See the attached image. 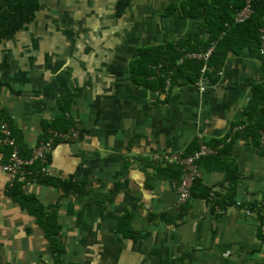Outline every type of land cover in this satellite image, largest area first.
Listing matches in <instances>:
<instances>
[{
    "label": "crops",
    "instance_id": "1",
    "mask_svg": "<svg viewBox=\"0 0 264 264\" xmlns=\"http://www.w3.org/2000/svg\"><path fill=\"white\" fill-rule=\"evenodd\" d=\"M119 1L40 0L31 23L0 38V117L19 132L21 151L46 140L63 98L80 132L55 143L49 177L81 182L86 195L63 196L35 181L24 187L47 208L59 204L62 264H264V148L240 132L227 141L246 119L254 85L264 82V59L250 46L231 52L223 75L210 76L216 86L202 92L198 74L164 91L138 85L132 64L140 51L176 40L197 46L209 33L205 16L168 12L182 0H132L123 10ZM198 132L222 150L230 145L223 157L240 181L233 203L215 205L230 188L227 174L216 168L220 161L203 158L198 190L210 189L212 199L192 197L179 211L172 186L180 176H159L156 169L169 165L152 159L187 154ZM8 153L0 146V264H51L45 231L8 193ZM127 214L136 240L118 232Z\"/></svg>",
    "mask_w": 264,
    "mask_h": 264
},
{
    "label": "trees",
    "instance_id": "2",
    "mask_svg": "<svg viewBox=\"0 0 264 264\" xmlns=\"http://www.w3.org/2000/svg\"><path fill=\"white\" fill-rule=\"evenodd\" d=\"M132 0H120L118 8L123 10ZM244 6V0H182L178 5L173 6L168 12L173 13L178 11L185 18L197 16H205V27L208 30L209 38L199 43L197 46L189 47L187 40H176L167 42L165 45L154 46L140 51L139 58L132 64V77L138 85H145L155 91H164L166 81L170 77L172 83L177 82L180 78L184 81L192 83L198 74L199 64L194 60H185L176 72H168L169 65L177 63L182 55L181 49L195 50L200 45L206 46L209 42L216 40L215 48L210 60V64L219 69L224 65L227 56L231 52H238L245 46H250L253 52L259 56L260 44V27L262 25V17L264 16V0L257 1L255 15L243 23H235V14ZM40 9V0H0V38H9L16 34L24 25L31 23ZM224 31V35L220 33ZM205 44V45H204ZM261 57V56H260ZM263 58V57H261ZM264 59V58H263ZM159 63L163 66L159 68ZM61 106V114L53 122L45 128V139L49 137V130L53 129L58 133H67L72 122L66 118L68 113L69 100L63 98ZM246 119L239 122L244 125V130L239 134H244L246 137H252L255 144L261 147L260 130L264 126V82L257 83L253 88V95L245 110ZM2 119V118H1ZM4 121H7L3 119ZM8 122V121H7ZM9 123V122H8ZM13 136L17 139V143L21 141L19 132L10 124ZM237 135V134H236ZM235 135V137H236ZM239 136V135H238ZM234 137V138H235ZM54 143H58L55 141ZM208 143V142H207ZM210 144V143H209ZM218 145V144H212ZM20 147V146H19ZM230 145L226 146L219 155L212 157H204V160L210 161L217 159L219 162L217 169L223 170L227 174L226 182L229 184V189L226 196L221 197V201L226 198L229 202L221 203L220 199L214 204L224 208V206L234 202V196L237 185L240 181V173L237 168L232 167L230 163L223 157L224 152L228 150ZM5 148V147H4ZM264 148V147H263ZM195 148H190L186 153H191ZM9 154V153H8ZM21 155L27 158L31 155L30 152ZM50 155H48V161ZM50 163V162H49ZM173 166V167H172ZM158 167L156 169L159 176H166L172 172V179L180 176V167L176 165ZM28 180L16 179L9 188L10 197L23 208L27 209L34 215L41 228L45 231L48 238L51 254L53 257L51 264H62V256L65 253V247L62 246L59 235L61 225L58 220L59 204L47 208L34 195H29L24 191V187ZM32 182V181H29ZM34 182V181H33ZM41 185H49L56 188H61L63 196H82L87 194L83 183L72 180H57L49 176L37 177L36 181ZM201 188L200 181L194 184L192 197H202L212 199L210 189L198 190ZM198 190V191H197ZM224 205V206H223ZM250 210H252L250 208ZM260 221H264V212L259 211ZM180 213L176 216V221L180 220ZM130 215H125L120 219L118 232L125 239L136 240L134 232L130 228ZM167 222H169L167 220ZM264 239V235H260Z\"/></svg>",
    "mask_w": 264,
    "mask_h": 264
},
{
    "label": "built area",
    "instance_id": "3",
    "mask_svg": "<svg viewBox=\"0 0 264 264\" xmlns=\"http://www.w3.org/2000/svg\"><path fill=\"white\" fill-rule=\"evenodd\" d=\"M259 0H244V6L235 14L234 22H246L255 14V5ZM260 44L259 54L264 58V16L262 17V25L260 27ZM224 32L220 34L222 36ZM216 40L212 41L210 45L202 51H187L181 49L182 55L179 57L176 64L181 65L185 60H194L199 64L198 76L194 82L195 86L202 92L207 87H215L216 84L211 81L210 76L223 75L222 69H217L210 64L211 56L215 48ZM159 68L163 63H159ZM171 73V72H170ZM167 87L171 84L170 77L166 81ZM244 126L237 125L232 129V134L227 137V141L232 140L234 133L239 132ZM53 137H60L64 139H79V133L75 129H70L67 133H58L51 131ZM197 147L186 155H178L171 158L168 155L154 156L152 161L157 162L162 160L165 163L176 162L181 166V174L179 181L173 184V190L177 195L178 201L176 210L188 203L191 197V189L194 183L201 177L199 161L206 156L217 154L223 144L212 145L204 141L203 135L198 132ZM260 142L264 145V126L260 130ZM0 146L9 149L7 160L3 163L2 168L11 177V182L16 179L36 181L37 177L49 176L50 165L48 161V154L53 150L51 141L43 142L38 147L34 148L31 155L27 158L22 157L21 150L18 146L17 139L13 136L12 129L7 121L0 117Z\"/></svg>",
    "mask_w": 264,
    "mask_h": 264
},
{
    "label": "bare ground",
    "instance_id": "4",
    "mask_svg": "<svg viewBox=\"0 0 264 264\" xmlns=\"http://www.w3.org/2000/svg\"><path fill=\"white\" fill-rule=\"evenodd\" d=\"M255 9H256V5H255ZM254 15H255V14H254ZM254 15H253V16H254ZM251 18H252V17H251ZM248 20H249V19H248ZM242 23H243V22H242ZM259 30H260V29H259ZM222 32H224V31H222ZM222 32H221V33H222ZM221 33H220V34H221ZM224 33H225V32H224ZM223 35H224V34H223ZM213 41H214V40H213ZM187 51H188V50H187ZM211 57H212V56H211ZM197 63H198V62H197ZM179 66H181V65H178V64H175V63L170 64V65L168 66V67H169V71H168V72H176V71H177V68H178ZM170 79H171V78H170ZM171 84H172V79H171ZM171 84H170V85H171ZM215 84H216V83H215ZM166 85H167V83H166ZM170 85H169V86H170ZM169 86H168V87H169ZM242 126H244V125H242ZM71 129H75V128H71ZM75 130H77V129H75ZM243 130H244V127H243V129H242L241 131H239V132H242ZM51 131H53V130H51ZM51 131H50V134H51ZM54 132H56V131H54ZM235 134H237V132L234 133V135H235ZM79 137H80V135H79ZM203 139H204V136H203ZM204 141L206 142L205 139H204ZM197 143H198V140H197ZM206 143H207V142H206ZM208 144H209V143H208ZM196 147H197V145H196ZM261 147L263 148L264 145H261ZM20 150H21V149H20ZM187 154H189V153H187ZM181 155L183 156V155H186V154H181ZM215 155H216V154H215ZM210 156H213V155H210ZM206 157H208V156H206ZM203 158H204V157H203ZM203 158H202V159H203ZM202 159H201V160H202ZM201 160L199 161V166H200V162H201ZM160 161H162V160H160ZM162 162H163V161H162ZM163 163H165V162H163ZM172 163H174V162H171V163H165V164H166V165H169V164H172ZM175 163H176V162H175ZM176 164H179V163H176ZM179 165H180V164H179ZM180 168H181V166H180ZM200 171H201V169H200ZM5 173H6V172H5ZM201 173H202V172H201ZM201 177H202V175H201ZM201 177H200V178H201ZM200 178H199V179H200ZM199 179H198V180H199ZM11 183L13 184L14 181L11 182ZM195 183H196V182H195ZM195 183H194V184H195ZM193 188H194V186H193L192 189H191V196H192V190H193ZM190 200H191V197H190ZM190 200H189V201H190ZM189 201H188V203H189ZM188 203H187V204H188ZM187 204H185V205H187ZM185 205H184V206H185ZM184 206H182V207L179 209V211H181L182 208H183Z\"/></svg>",
    "mask_w": 264,
    "mask_h": 264
},
{
    "label": "rangeland",
    "instance_id": "5",
    "mask_svg": "<svg viewBox=\"0 0 264 264\" xmlns=\"http://www.w3.org/2000/svg\"><path fill=\"white\" fill-rule=\"evenodd\" d=\"M77 132L80 134V132L77 130ZM67 140H73V139H64V138H60V137H53V135L52 134H50V136L46 139V140H44V141H42L41 143H43V142H48V141H51L52 142V144H53V146L55 145V141H58V142H61V141H67ZM74 141V140H73ZM40 143V144H41ZM39 144V145H40ZM38 145V146H39ZM19 146V145H18ZM38 146H36V147H38ZM35 147V148H36ZM20 148V147H19ZM33 151V150H32ZM53 151V150H52ZM51 154V152L48 154V155H50Z\"/></svg>",
    "mask_w": 264,
    "mask_h": 264
}]
</instances>
